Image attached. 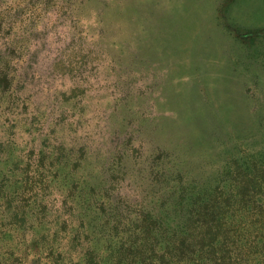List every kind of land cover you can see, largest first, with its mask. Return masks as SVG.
Segmentation results:
<instances>
[{"label":"rangeland","instance_id":"obj_1","mask_svg":"<svg viewBox=\"0 0 264 264\" xmlns=\"http://www.w3.org/2000/svg\"><path fill=\"white\" fill-rule=\"evenodd\" d=\"M3 71L10 179L39 188L56 168L100 192L108 177L163 220L170 192L229 190L264 160V0H0Z\"/></svg>","mask_w":264,"mask_h":264},{"label":"trees","instance_id":"obj_2","mask_svg":"<svg viewBox=\"0 0 264 264\" xmlns=\"http://www.w3.org/2000/svg\"><path fill=\"white\" fill-rule=\"evenodd\" d=\"M8 75L0 72L1 120L7 119ZM241 170L227 179L229 190L186 203L183 191L170 192L160 220L143 197L137 213L128 208L133 202L110 192L108 177L96 192L85 177L68 182L55 168L37 188L25 175L10 179L0 169V264H264V160ZM77 184L81 210L56 224Z\"/></svg>","mask_w":264,"mask_h":264}]
</instances>
